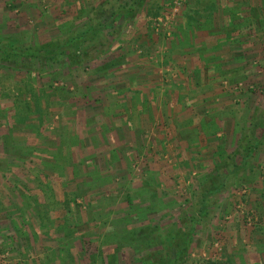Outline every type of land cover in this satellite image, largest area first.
Listing matches in <instances>:
<instances>
[{
  "label": "rangeland",
  "instance_id": "1",
  "mask_svg": "<svg viewBox=\"0 0 264 264\" xmlns=\"http://www.w3.org/2000/svg\"><path fill=\"white\" fill-rule=\"evenodd\" d=\"M107 1L0 0V40L66 44L101 24ZM212 9L214 21L201 14ZM122 23L79 58L0 60V264H156L142 238L157 247L189 223L184 264H260L264 0H146ZM232 155L243 170L201 217L206 182Z\"/></svg>",
  "mask_w": 264,
  "mask_h": 264
},
{
  "label": "trees",
  "instance_id": "2",
  "mask_svg": "<svg viewBox=\"0 0 264 264\" xmlns=\"http://www.w3.org/2000/svg\"><path fill=\"white\" fill-rule=\"evenodd\" d=\"M146 0H108L103 6H107L106 9H99V13L101 14V17L104 16V18H101L103 20L99 26L94 28L90 33H83L79 34L77 36H72V38L68 41L66 44H52L51 46H43V47H24V46H17L10 43H5L0 40V60L9 61L11 58H22V59H38L42 63H51V62H57L60 58H63L65 56L68 57H76L79 58V56L82 55V47L86 42L91 41L99 32L100 30H105L112 28L113 23L118 20L122 19L124 24L125 22L131 21L134 19V17L139 13L143 5L145 4ZM117 5H115V3ZM105 8V7H104ZM258 144H254L253 146H249L246 149V154L243 156V160L250 159L252 156H254L256 152ZM225 165H228L229 162L234 164V169L227 170L226 173L221 170L223 165H219L218 172L216 173L217 176L211 177L208 182H211L204 191H202L200 198L198 200L202 210L200 212L201 217H205L207 214V207L209 206V198L211 196H215L222 192L227 185V180L229 179L230 175L238 174L241 170H243V165H236L234 163V155L229 157ZM229 174V175H228ZM223 177V179L221 178ZM184 220L189 221H196L194 217L190 216L189 214H186L184 216ZM188 223V221H187ZM188 229L181 231H177L178 238L175 235L173 236V232L171 230H168L170 237L167 240H164L160 242L157 247L154 246L152 243H148V241L144 238L143 244L147 243V247L154 248L155 258H157L158 263L156 264H164V258L163 253L166 252L169 249L170 244L173 242L174 238L176 240V258L174 262L171 264H184L191 247V243L193 240V234L195 231L194 225H186ZM138 231V230H137ZM133 230L132 232H137ZM141 235H144L143 232H141ZM140 235V236H141ZM142 237V236H141ZM179 239V242H178ZM141 247H144L141 245ZM172 248V246H170ZM153 257V256H152ZM114 261V259H113Z\"/></svg>",
  "mask_w": 264,
  "mask_h": 264
},
{
  "label": "crops",
  "instance_id": "3",
  "mask_svg": "<svg viewBox=\"0 0 264 264\" xmlns=\"http://www.w3.org/2000/svg\"><path fill=\"white\" fill-rule=\"evenodd\" d=\"M222 9H219V12L221 11ZM232 13H237L238 14V19H234V24H236V25H238V30L241 28V29H243L244 30V27H241V25L242 24H244V22H245V18L244 17H241L242 15H240V13L237 11V9H236V11H234V10H232L231 11ZM203 13H207V14H212L213 15V21L214 20H217L218 18H217V16H218V14L219 13H216L215 14V11H214V9H212V11L211 12H205V10H203V11H201V14H203ZM199 14H200V12H199ZM216 17V18H215ZM222 21H225V22H227V23H229L230 21H233V19L231 18V19H229V18H223L222 19ZM240 26V27H239ZM200 33H196L195 34V37L197 38L196 40H194V43H195V45L197 46V48H198V50H200L199 49V47H201L202 45L200 44V39L201 38H203V37H200ZM202 35H204V34H202ZM223 37V36H222ZM238 40L236 41V42H231V40H229V42H228V44H227V49L224 51V55H226V56H231L233 53L231 52V47H232V45H235V47H237V45L239 46H241V44L243 45V43H241V39H242V41H243V38H241V37H239V36H237L236 37ZM241 38V39H240ZM234 39V38H233ZM216 39H215V37H214V39L213 40H211L210 42H208V43H212L213 41H215ZM207 42V41H206ZM205 42V43H206ZM214 45V44H213ZM218 47H215L213 50L214 51H219L218 49H217ZM239 49V48H238ZM233 51H235V49H232ZM238 51V50H237ZM218 53H221V51H219ZM259 249V254H258V263L260 262V264H264V249L263 248H258Z\"/></svg>",
  "mask_w": 264,
  "mask_h": 264
}]
</instances>
